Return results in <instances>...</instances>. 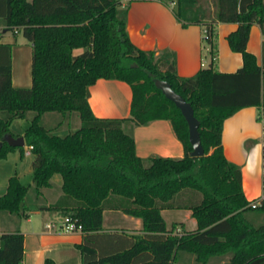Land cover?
Masks as SVG:
<instances>
[{
    "label": "trees",
    "instance_id": "obj_1",
    "mask_svg": "<svg viewBox=\"0 0 264 264\" xmlns=\"http://www.w3.org/2000/svg\"><path fill=\"white\" fill-rule=\"evenodd\" d=\"M141 1L123 7L121 0H0V24L32 43V87L15 88L13 46L2 43L0 33V161L16 149L25 152L5 140L14 136L11 126L17 120L30 123L24 137L34 156V185L12 177L0 197V213L27 217L29 195L40 198L60 175L61 198L42 210L79 219L86 235L78 246L83 264H172L180 253L193 255L199 264L217 257H229L228 264H264V198L250 207L240 167L227 160L223 145L227 119L243 109L264 107V62L259 66L247 51L252 25L264 36V0H215V18L205 24L204 40L212 62L189 78L179 76L175 54L158 56L132 42L129 9ZM175 14L184 28L203 25L209 17L200 0H177ZM216 23L237 25L227 43L243 64L233 73L214 67ZM102 79L131 86L130 118L94 115L88 88ZM158 80L168 82L193 107L205 156L192 157L189 126L157 88ZM74 113L80 128L66 136L55 134L51 125L56 120L49 118H59L62 125ZM48 114L54 115L45 125ZM159 120L171 122L184 158L137 156L133 127ZM174 209L190 210L197 232L169 235L162 212ZM107 210L142 219L147 235L127 250L102 255L93 238L102 231ZM24 243L20 231L1 235L0 264H23Z\"/></svg>",
    "mask_w": 264,
    "mask_h": 264
},
{
    "label": "crops",
    "instance_id": "obj_2",
    "mask_svg": "<svg viewBox=\"0 0 264 264\" xmlns=\"http://www.w3.org/2000/svg\"><path fill=\"white\" fill-rule=\"evenodd\" d=\"M131 0H123L126 7ZM177 0H145L130 5L128 14V32L132 42L144 51H155L158 56L168 52L177 58V70L180 77L195 76L201 69L211 65L210 48L204 42L205 24H211L215 18L209 14L203 25H191L184 28L177 19L175 10ZM217 52L215 69L222 73H233L242 67L240 54L232 53L227 37L237 29L233 23H216ZM1 28V27H0ZM1 33V32H0ZM22 34L16 32V36ZM12 35V36H10ZM10 31H2V43L11 44L13 63V86L15 88L32 87V49L30 53L18 50ZM264 36L258 25L251 26L247 51L256 57L257 64L263 65ZM89 103L94 115L100 119H126L131 116L133 92L130 85L117 80H99L88 88ZM259 109L252 107L240 110L224 125L223 145L227 160L240 167L242 189L248 201H254L263 194V149L262 129L257 121ZM51 128L55 134L66 136L77 131L76 124L60 125L59 118ZM28 120H17L11 126L15 138L24 137L29 126ZM132 136L136 145V154L142 159L152 157L182 159L185 156L183 144L178 139L170 121L159 120L144 126H134ZM25 138V137H24ZM26 142V141H25ZM25 152L19 149L8 154L0 161V197L7 193L9 181L17 177L27 186H33V160L30 147ZM63 179L55 175L52 186L37 198L33 193L26 202L30 209L27 217L0 213V236L20 231L25 238L23 264H83L82 252L78 246L84 242L83 232L67 233L62 230L63 218L58 213L42 210L55 204L62 196ZM169 235L184 236L197 232L196 219L192 212L185 209L164 210L162 212ZM142 219L123 214L120 211L104 212L103 229L94 235L93 240L102 255L124 251L132 247L138 237H145ZM229 257L213 258L208 264H228ZM172 264H199L188 253H180Z\"/></svg>",
    "mask_w": 264,
    "mask_h": 264
},
{
    "label": "water",
    "instance_id": "obj_3",
    "mask_svg": "<svg viewBox=\"0 0 264 264\" xmlns=\"http://www.w3.org/2000/svg\"><path fill=\"white\" fill-rule=\"evenodd\" d=\"M157 88L160 89L167 99L172 101L177 108L182 112L188 126H189V138L193 147L192 157L201 158L205 156V150L202 145L201 136L199 132L200 122L195 117V112L191 104H189L182 96L175 93L172 86L166 81L158 80L156 82ZM6 142L16 148L25 147L26 142L24 137L15 138L12 135L5 137Z\"/></svg>",
    "mask_w": 264,
    "mask_h": 264
},
{
    "label": "rangeland",
    "instance_id": "obj_4",
    "mask_svg": "<svg viewBox=\"0 0 264 264\" xmlns=\"http://www.w3.org/2000/svg\"><path fill=\"white\" fill-rule=\"evenodd\" d=\"M33 0H28V2H32ZM123 1V0H121ZM200 5L205 9V11H207L208 15L209 14H214L216 12V2L215 0H200ZM0 32L2 33V31H4L6 28H5V25L3 24H0ZM17 32V31H16ZM16 32L13 33L11 32L13 35H14V43L16 45V52H18V50H21V51H24V52H27V53H30L31 52V49H32V43L27 40L23 34H19L16 36ZM12 36V35H10ZM31 88V87H30ZM54 114H48L44 117V123L45 125H48V119L50 116H52ZM32 116V114H31ZM60 116V115H58ZM71 116V117H70ZM69 117L67 118H64L63 121H65V123L69 126L70 124L71 125H74L77 123L78 126H80V119H79V116L78 114L74 113L72 115H70ZM60 120H62L60 118Z\"/></svg>",
    "mask_w": 264,
    "mask_h": 264
},
{
    "label": "built area",
    "instance_id": "obj_5",
    "mask_svg": "<svg viewBox=\"0 0 264 264\" xmlns=\"http://www.w3.org/2000/svg\"><path fill=\"white\" fill-rule=\"evenodd\" d=\"M206 38L207 37L205 35V39ZM257 121L260 124L261 129H262L261 144H262V149H263L262 169H263V181H264V107H261L259 109ZM30 150H32V148H30ZM263 198L264 196L260 199L253 201L250 204V207L252 209H255L257 206L260 205ZM62 230L67 233L83 232V226L81 225L79 219L67 216L63 218Z\"/></svg>",
    "mask_w": 264,
    "mask_h": 264
}]
</instances>
